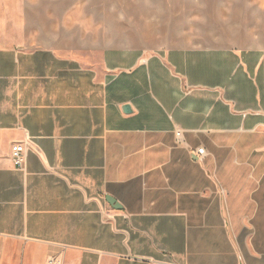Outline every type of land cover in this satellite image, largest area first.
Here are the masks:
<instances>
[{
    "label": "crops",
    "instance_id": "obj_1",
    "mask_svg": "<svg viewBox=\"0 0 264 264\" xmlns=\"http://www.w3.org/2000/svg\"><path fill=\"white\" fill-rule=\"evenodd\" d=\"M53 2L65 40L0 47V264H264V0L153 52L106 43L113 0Z\"/></svg>",
    "mask_w": 264,
    "mask_h": 264
},
{
    "label": "rangeland",
    "instance_id": "obj_2",
    "mask_svg": "<svg viewBox=\"0 0 264 264\" xmlns=\"http://www.w3.org/2000/svg\"><path fill=\"white\" fill-rule=\"evenodd\" d=\"M113 1L110 7L113 20L105 26L112 35L104 39L114 46L153 52L171 47L228 45L232 40L216 35L219 30L213 29L209 18L202 13L200 0L183 6L181 11L171 5V0ZM63 9L53 0H0V47L43 40L56 45L65 40L59 37L67 23Z\"/></svg>",
    "mask_w": 264,
    "mask_h": 264
},
{
    "label": "built area",
    "instance_id": "obj_3",
    "mask_svg": "<svg viewBox=\"0 0 264 264\" xmlns=\"http://www.w3.org/2000/svg\"><path fill=\"white\" fill-rule=\"evenodd\" d=\"M177 139L180 142L181 141V130H178L177 133ZM29 151V146L27 144H14L11 149L12 154V160L16 166V168L20 171L26 170V160H27V153ZM196 154L199 156H205L206 151L203 148H199L196 150ZM50 264H61V262L56 258H51L49 261Z\"/></svg>",
    "mask_w": 264,
    "mask_h": 264
},
{
    "label": "water",
    "instance_id": "obj_4",
    "mask_svg": "<svg viewBox=\"0 0 264 264\" xmlns=\"http://www.w3.org/2000/svg\"><path fill=\"white\" fill-rule=\"evenodd\" d=\"M108 201L111 202V200L109 198H108ZM114 204H116V203H114Z\"/></svg>",
    "mask_w": 264,
    "mask_h": 264
}]
</instances>
